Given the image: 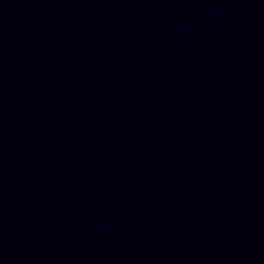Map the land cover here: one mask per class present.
<instances>
[{"label":"water","instance_id":"1","mask_svg":"<svg viewBox=\"0 0 264 264\" xmlns=\"http://www.w3.org/2000/svg\"><path fill=\"white\" fill-rule=\"evenodd\" d=\"M0 139L80 264H264V0H0Z\"/></svg>","mask_w":264,"mask_h":264}]
</instances>
